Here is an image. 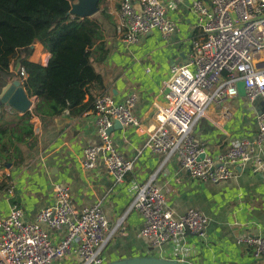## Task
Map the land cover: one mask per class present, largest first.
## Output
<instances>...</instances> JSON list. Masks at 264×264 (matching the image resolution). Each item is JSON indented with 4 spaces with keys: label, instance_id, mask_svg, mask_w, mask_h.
<instances>
[{
    "label": "crops",
    "instance_id": "1",
    "mask_svg": "<svg viewBox=\"0 0 264 264\" xmlns=\"http://www.w3.org/2000/svg\"><path fill=\"white\" fill-rule=\"evenodd\" d=\"M159 1L166 8V17L177 26V31L167 39L153 31L142 36L137 44L118 40L115 28L119 0H99L98 12L90 17L101 19L102 40L108 51L103 61L93 63L103 86L92 91L94 97L106 94L121 102L135 93L137 102L133 115L147 129L145 135H139L133 127H124L118 122H113L109 129L114 148L132 162V170L123 183L113 185L99 162L94 170L81 168L84 148L98 142L91 110L82 116L64 112L45 125L32 116L30 122L35 139L29 140L31 150L24 149L23 161L0 168V218L7 217L12 205L16 204L24 212L23 221H32L40 208L53 203L52 185L59 184L68 189L78 208L100 204L109 224L101 248L106 262L147 256L154 254L156 248L151 247L148 239L137 237L141 217L133 201L138 186L153 176L174 218L194 209L207 219L205 239L185 230L182 236L165 245V258L174 259L173 253H176L174 260L186 264H264V259L252 260L249 249L235 241L248 235L264 238V170H256L248 163L245 167H235L233 176L218 184L193 181L176 154L165 156L144 147L148 130L155 124L156 107L163 102L164 82L170 68L185 62L190 41L198 33L196 18L189 11L191 0H184L177 6L171 5L170 0ZM102 11L109 19L100 16ZM33 48L37 53L32 59L45 66L49 53L39 44ZM84 102L89 103L88 97ZM0 110L12 112L5 105ZM226 110L230 112L227 119L223 117ZM262 111L264 102L260 98L252 103L242 96L214 101L194 121L193 139L207 156L215 157L235 140L253 138L257 116ZM259 156L264 160V143ZM44 229L52 241H58L59 232H51L45 226ZM53 264H81V260L72 255Z\"/></svg>",
    "mask_w": 264,
    "mask_h": 264
},
{
    "label": "built area",
    "instance_id": "2",
    "mask_svg": "<svg viewBox=\"0 0 264 264\" xmlns=\"http://www.w3.org/2000/svg\"><path fill=\"white\" fill-rule=\"evenodd\" d=\"M183 1L170 0L173 6ZM189 11L196 18L198 33L190 41L185 62L170 68L163 102L156 107L155 124L148 130L144 147L165 156L176 154L193 181L218 184L230 179L235 167L248 163L256 170H264V160L259 156L264 143V111L257 116L253 138L241 137L215 157L207 156L192 135L194 121L204 114L208 104L239 96L240 81L249 103L258 98L264 102V85L259 83L264 79V0H191ZM153 31L164 39L177 31L159 0H119L115 28L118 40L137 44ZM9 71L18 76L23 87L27 78L24 69L14 71L9 66ZM29 98L34 101L35 97ZM136 102L135 93L121 102L102 94L95 97L91 109L98 142L84 148L81 168L94 170L99 162L116 186L132 170V162L114 148L109 129L118 122L145 135V125L133 115ZM229 115L226 110L223 117L227 119ZM154 180L151 176L135 192L133 207L141 217L137 237L148 239L156 248L154 254L162 253L163 257L165 245L182 236L186 229L205 239V216L189 209L174 218ZM52 192L53 203L40 208L32 221H23L24 212L16 204L7 217L0 218V264H53L72 255L81 264L106 263L101 248L109 224L100 204L78 208L68 189L59 184L52 185ZM44 226L60 233L58 241L51 240ZM235 241L249 249L252 260L264 259L263 237L248 235ZM173 257L177 254L173 253Z\"/></svg>",
    "mask_w": 264,
    "mask_h": 264
},
{
    "label": "trees",
    "instance_id": "3",
    "mask_svg": "<svg viewBox=\"0 0 264 264\" xmlns=\"http://www.w3.org/2000/svg\"><path fill=\"white\" fill-rule=\"evenodd\" d=\"M74 1L0 0V92L18 78L9 66L14 71L22 67L27 74L23 88L37 98L31 111L21 116L0 110V168L23 161L24 149L31 150L32 116L44 125L64 112L82 116L93 107L92 91L103 87L93 68L108 54L101 19L69 14ZM100 16L109 19L103 11ZM35 44L49 53L45 66L32 59ZM86 97L89 103L84 102Z\"/></svg>",
    "mask_w": 264,
    "mask_h": 264
},
{
    "label": "water",
    "instance_id": "4",
    "mask_svg": "<svg viewBox=\"0 0 264 264\" xmlns=\"http://www.w3.org/2000/svg\"><path fill=\"white\" fill-rule=\"evenodd\" d=\"M99 0H75L70 4L69 14L80 19L90 18L99 10ZM238 95L244 97V84H237ZM29 98L18 78L8 82L0 92V104L7 106L10 110L21 113L30 112L35 102ZM187 230V229H186ZM188 231V230H187ZM104 264H186L174 259H166L154 255L135 256L108 261Z\"/></svg>",
    "mask_w": 264,
    "mask_h": 264
},
{
    "label": "clouds",
    "instance_id": "5",
    "mask_svg": "<svg viewBox=\"0 0 264 264\" xmlns=\"http://www.w3.org/2000/svg\"><path fill=\"white\" fill-rule=\"evenodd\" d=\"M251 82V81H250ZM259 83L261 84V85H264V79H260L259 80Z\"/></svg>",
    "mask_w": 264,
    "mask_h": 264
},
{
    "label": "rangeland",
    "instance_id": "6",
    "mask_svg": "<svg viewBox=\"0 0 264 264\" xmlns=\"http://www.w3.org/2000/svg\"><path fill=\"white\" fill-rule=\"evenodd\" d=\"M115 4V3H114ZM37 52H36V50L34 49V54H36Z\"/></svg>",
    "mask_w": 264,
    "mask_h": 264
}]
</instances>
